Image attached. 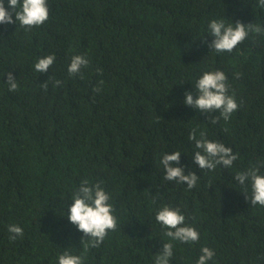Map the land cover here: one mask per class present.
I'll list each match as a JSON object with an SVG mask.
<instances>
[{
  "label": "trees",
  "instance_id": "1",
  "mask_svg": "<svg viewBox=\"0 0 264 264\" xmlns=\"http://www.w3.org/2000/svg\"><path fill=\"white\" fill-rule=\"evenodd\" d=\"M47 5L49 18L38 27L0 25V264H59L65 251L83 264H155L165 242L173 243L170 264H196L202 247L214 251L208 264H264V206L246 199L250 182L246 188L233 178L264 161V33L250 32L232 52L217 53L208 29L213 19L264 28V7L258 0ZM47 55L53 65L36 72ZM74 55L89 63L70 76ZM217 70L238 109L212 123L218 111L206 114L184 100L186 92L195 98L205 71ZM193 128L197 139L203 131L230 147L232 167L200 169L188 139ZM173 151L185 174L199 176L193 188L163 179L161 158ZM84 179L101 184L117 218L99 247L85 248L89 238L67 216ZM165 205L179 208L198 242L164 235L156 213ZM13 224L24 233L15 240Z\"/></svg>",
  "mask_w": 264,
  "mask_h": 264
},
{
  "label": "clouds",
  "instance_id": "2",
  "mask_svg": "<svg viewBox=\"0 0 264 264\" xmlns=\"http://www.w3.org/2000/svg\"><path fill=\"white\" fill-rule=\"evenodd\" d=\"M258 4L264 7V0H258ZM14 14V17H13ZM49 18L47 0H8V8L5 7L4 0H0V25L19 23L28 30L44 24ZM209 33L213 40L209 47L219 52H232L234 48L242 43L249 33H264V28L258 24L249 23L247 25L237 21L233 24H226L224 20L213 19L208 24ZM55 60L54 55H47L39 58L34 68L38 73H47ZM89 61L82 55H74L68 66L70 76L81 73L82 67H86ZM101 84L103 81L100 82ZM7 84L10 92L18 89L15 76L11 72L7 73ZM61 81H55L58 86ZM47 89V83L42 85ZM195 98L193 93L186 92L184 103L204 113L219 112L218 117L212 118V123L218 122L220 117L227 121L231 114L238 109V103L233 95H229L228 78L223 71H205L195 82ZM93 91L99 92V87H94ZM193 128L188 135L189 141L194 142L195 149L193 160L202 170H214L217 165L230 168L237 159V154L233 153L230 147L223 143L212 141L206 138L203 131L199 133ZM160 163L165 170L163 179L165 181H175L186 184L189 189L193 188L199 176L195 172L185 174L180 164V152L173 151L165 153ZM175 165V166H174ZM260 166H264V161L259 165L250 167L247 171L237 172L233 177L241 185L247 188L248 182L251 185V196L247 191L246 199L255 206H264V175L258 174ZM110 196L101 187L100 183L90 184L84 179L78 189L72 195V204L67 210L68 220L81 231L85 237L89 238L85 244L87 247H99L104 241L109 231L117 228V218L113 215L114 208L109 203ZM156 221L166 231L164 235L170 241H179L192 244L200 239L199 232L192 226L185 224V216L179 208L168 205L163 206L156 213ZM8 232L12 235L10 239L15 240L17 236H23V229L18 225H9ZM173 256V243L165 242L162 251L155 257V264H170ZM214 256V251L208 247L201 248L196 264H208ZM59 264H83L81 255L71 254L65 251L58 257Z\"/></svg>",
  "mask_w": 264,
  "mask_h": 264
}]
</instances>
